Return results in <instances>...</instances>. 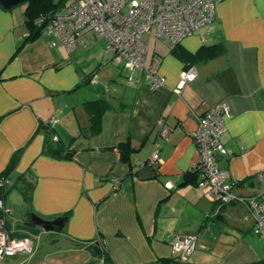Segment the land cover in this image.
<instances>
[{
	"label": "crops",
	"instance_id": "1",
	"mask_svg": "<svg viewBox=\"0 0 264 264\" xmlns=\"http://www.w3.org/2000/svg\"><path fill=\"white\" fill-rule=\"evenodd\" d=\"M12 9L0 5V174L16 155L4 175L11 180L5 202L13 235L32 236L36 256L46 248L87 251L94 259L86 264H103L94 253L99 242L112 264H264V223L258 226L252 206L264 190L258 179L264 172V0L221 1L215 18L178 45L158 39L155 30L146 34V65L162 58L164 84L156 89L97 33L85 34L73 50L52 46L57 37L44 33L27 39L25 8L21 24ZM201 50L204 56L186 63L184 52ZM190 65L197 76L178 89ZM81 88L76 105L64 103ZM88 100L108 103L98 129L91 128ZM224 102L230 113L221 139L230 152L219 165L229 172L233 198L219 205L199 177L185 174L198 173L192 168L201 116ZM161 120L170 128L166 137ZM49 138L62 152H42ZM18 204L28 233L12 227ZM33 213L67 221L46 231L29 222ZM186 235L196 244L182 260L173 245Z\"/></svg>",
	"mask_w": 264,
	"mask_h": 264
},
{
	"label": "built area",
	"instance_id": "2",
	"mask_svg": "<svg viewBox=\"0 0 264 264\" xmlns=\"http://www.w3.org/2000/svg\"><path fill=\"white\" fill-rule=\"evenodd\" d=\"M224 0H76L64 12H58L54 21L44 28V33L56 36L52 46L59 43L73 50L85 34L97 33L105 40L107 47L115 52L117 58L127 68L144 71L145 79L152 89L164 84L159 74L162 62L155 56L150 65H146L147 43L144 36L152 32L158 39L171 45H178L199 27L209 24L215 18L218 3ZM197 76V69L190 65L181 72L178 89ZM133 81L132 77L128 78ZM230 113L226 102L207 110L200 118L194 139L199 150V160L192 169L197 171L201 186H206L214 202L223 205L232 200L231 185L227 182L229 172L219 165L221 156L229 154L221 136L226 129L225 117ZM161 135L170 133L169 126L161 120ZM158 154L154 155L157 158ZM264 185V172L258 175ZM115 187L120 181L113 178ZM10 177L0 180V264L8 257L19 255L25 249L32 250L33 239L29 236H14L7 226L8 209L4 191L10 185ZM172 189L174 184L167 182ZM257 212V224L264 223V190L260 197L252 202ZM260 229H257L259 232ZM196 237L186 235L178 238L173 245L181 259L186 260L195 248Z\"/></svg>",
	"mask_w": 264,
	"mask_h": 264
},
{
	"label": "trees",
	"instance_id": "3",
	"mask_svg": "<svg viewBox=\"0 0 264 264\" xmlns=\"http://www.w3.org/2000/svg\"><path fill=\"white\" fill-rule=\"evenodd\" d=\"M25 5V23L30 30L27 39H34L44 33V28L54 21L58 12H64L62 10L65 6V0H28ZM209 55H212V53H209ZM202 56H204V50H201L196 55L187 54L186 52H184L183 58L188 64L189 62H191V60L193 61L194 59ZM84 105L90 115L91 128L98 129L102 113L107 108L108 103L105 100H88L85 101ZM42 152L44 154L55 155L56 153L62 152V150L61 148L55 147L52 142V138H49L46 140ZM16 158L17 157L15 155L9 167L0 174V180L1 178L5 177V174H8V172L14 168ZM191 172L193 171L191 170L187 172L185 174V177L197 180L198 175ZM6 194L7 192L4 191V197L6 196ZM29 222H31L30 216ZM79 243L82 246L83 244H86L88 242L84 241ZM85 249H90V247H86ZM94 253L97 254L101 260H103V264H112V260L110 259L108 250L105 246H102L100 242L96 243V252L94 251Z\"/></svg>",
	"mask_w": 264,
	"mask_h": 264
},
{
	"label": "rangeland",
	"instance_id": "4",
	"mask_svg": "<svg viewBox=\"0 0 264 264\" xmlns=\"http://www.w3.org/2000/svg\"><path fill=\"white\" fill-rule=\"evenodd\" d=\"M76 0H65V6L63 7L62 11H65L67 8H70V6L72 4H75ZM25 5L24 4H20L15 6L12 11L14 12L15 15V19L20 18V22L19 24L22 23V7ZM155 30V27L152 29V31ZM46 34V33H44ZM45 39V38H42ZM55 40H58L57 38H55ZM161 42V41H159ZM50 53L52 54L54 52V48L51 47L49 48ZM91 56V54L89 55ZM83 89H79L77 91H73L71 95H69L66 100H65V104H71L72 106L76 105L78 103V99L81 95V93ZM83 129V128H81ZM83 131V130H82ZM7 206V205H6ZM18 205H16V209L14 210L15 215L13 216L14 218H12V227H19V230L22 231L21 233H28L23 232V226H21V224H23V221L21 218L22 217V213L25 212V210H23V208L18 207ZM9 212V211H8ZM26 213V212H25ZM9 218V215L7 217V219ZM9 222V220H8ZM30 225V224H29ZM40 226V225H39ZM42 227V226H41ZM43 228V227H42ZM34 233V231H33ZM33 235L39 237V232L34 233ZM33 239L32 236H29ZM44 240H42L43 243ZM48 242V241H47ZM86 247H89L87 245H85ZM36 242L35 239H33V247L32 250L29 249H25L24 251H21L23 253L19 254L21 257L18 258H13V257H9L8 259H4L2 261V264H86L87 262L91 261L92 259H94V257L92 256L91 253L84 251V250H76L74 249V247H69V248H64L63 250V254H50L48 253V251H46V249L44 251L41 252H46L44 254H42L41 256H36V254L38 252H36V250L39 248H36ZM85 249V248H84ZM35 256V257H33ZM92 264V263H91ZM97 264H101V262L99 261Z\"/></svg>",
	"mask_w": 264,
	"mask_h": 264
},
{
	"label": "water",
	"instance_id": "5",
	"mask_svg": "<svg viewBox=\"0 0 264 264\" xmlns=\"http://www.w3.org/2000/svg\"><path fill=\"white\" fill-rule=\"evenodd\" d=\"M28 0H0V5L7 10H10L12 8H14L17 5L20 4H24L27 2ZM26 6V5H25ZM31 221L37 225H40L43 227V229H45L46 231H53L55 230L57 227H61L64 225V223L67 221V216H62L56 220L53 221H47L44 218L36 215V214H32L31 215Z\"/></svg>",
	"mask_w": 264,
	"mask_h": 264
},
{
	"label": "bare ground",
	"instance_id": "6",
	"mask_svg": "<svg viewBox=\"0 0 264 264\" xmlns=\"http://www.w3.org/2000/svg\"><path fill=\"white\" fill-rule=\"evenodd\" d=\"M8 217V216H7ZM7 224H8V219H7ZM58 229H60L61 227L59 226V227H57ZM15 256H17V255H15ZM15 256H11V257H15Z\"/></svg>",
	"mask_w": 264,
	"mask_h": 264
}]
</instances>
